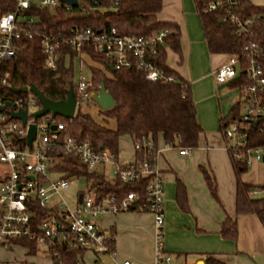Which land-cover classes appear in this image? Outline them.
I'll use <instances>...</instances> for the list:
<instances>
[{"label":"built area","instance_id":"built-area-1","mask_svg":"<svg viewBox=\"0 0 264 264\" xmlns=\"http://www.w3.org/2000/svg\"><path fill=\"white\" fill-rule=\"evenodd\" d=\"M13 1L12 9L0 10V64L15 56L17 39L22 36L31 37L34 33L31 26L35 18L24 13L31 7L53 8L59 4V0ZM235 3L236 0H211L205 4L204 10L222 8L226 18L240 24L233 11ZM64 5L66 10L74 7L65 0ZM168 33V29H162L143 36L118 35L114 28L109 32L98 33L86 28L68 37L60 33L47 34L42 36L41 42L45 54L44 64L50 70L57 69V48L61 44H70L77 50L93 44L104 51L105 57L115 69L135 65L151 81L172 82L175 76L166 75L153 62L158 47L165 43L164 39ZM83 55L86 54L78 55V61L82 60ZM80 68L81 66L73 89L76 108L82 105L99 106L95 101L99 90L93 88L91 79L81 77ZM239 70L244 71L249 80L240 90L243 108L239 118L224 127L223 135L226 140L237 139L235 146H227V149H231L235 157L245 159L249 165L253 160L264 159V146L245 149V141L240 142L241 138L246 137L247 127L254 121L258 122L257 126L261 123L264 127V72L257 60L255 43L244 46L241 60L236 55H228L226 61L213 71L215 84L221 85L233 80ZM8 76V72L0 73L1 85L11 86L7 81ZM17 94L20 96L11 99L0 94V164L7 167V172L0 178V251L24 246L20 241L26 240L34 243L38 251L49 253L53 260L57 259L59 262L60 245L83 252L91 250L96 255H107L113 259L116 254L112 245L114 237L102 231L96 219L102 214H118L136 209L151 214L154 219V264H171L172 255L167 253L163 246L164 182L157 166L161 151L152 139L143 137L133 141L135 152L143 151L144 156H136L131 163L122 164L114 159L107 149L93 150L88 141H78L71 135H64L62 141H59V133L64 130V124L50 113L33 118L32 113L39 110L41 104L29 86L27 92ZM6 102H9V105L2 110L1 107ZM22 110H27L25 126L19 119L9 115V111ZM30 123L36 124V134L31 145H28L23 139ZM166 146L177 148L181 155L188 154L191 149L177 147L168 142ZM57 149H61L65 154L77 156L89 170L100 165L110 166L114 178L123 183L136 182L146 176L149 180L144 192L130 191L123 197L107 195L97 199L94 190L89 186L82 194L81 202L70 208L60 196L61 190L69 186L70 178L64 177V173L55 169L59 160L51 156ZM252 153L254 156L250 157ZM54 174L58 176H53ZM261 192L252 188L250 195L257 196ZM56 196H59L60 200L55 202ZM35 207L50 210V213L43 219H36ZM82 253L76 256L75 264H83ZM121 264L134 263L124 260Z\"/></svg>","mask_w":264,"mask_h":264},{"label":"trees","instance_id":"trees-1","mask_svg":"<svg viewBox=\"0 0 264 264\" xmlns=\"http://www.w3.org/2000/svg\"><path fill=\"white\" fill-rule=\"evenodd\" d=\"M210 1L196 2V11L209 51L236 55L241 60L244 46L255 43L257 60L264 72V6L255 5L251 0H236L233 11L239 19V24L226 18L222 8L205 11L204 6ZM77 2V6L71 10L65 9L64 0H59V4L53 8L31 7L24 13L34 16L35 21L31 26L34 33L31 37L22 36L17 39L18 48L15 56L0 64V73H9L8 83L17 88L34 85L48 99L64 100L69 87L75 88L74 60L80 53H85L92 61L102 65V68H90L93 88L99 90L102 82L115 104L101 112L100 121L80 109H77L74 117L70 119L56 116V120L64 124V130L59 133V141H62L64 135H71L78 141H88L95 151L109 150L114 159L118 158L119 138L123 135L130 136L133 141L143 137L150 138L155 146L157 138L162 136L165 142L177 147H197L203 129L196 119V107L189 83L166 65V47L179 52V27L155 20L156 14L162 9L163 0H77ZM13 7V0H0L1 11ZM86 28L94 33L109 32L114 28L118 35L136 36L168 29L165 43L158 47L153 62L166 75L175 76V80L151 81L135 65L115 69L111 61L105 57L104 51L93 44L85 45L79 50L70 44H61L57 48L59 56L57 69L50 70L45 67V54L41 43L43 35L60 33L68 37ZM248 83L249 80L241 71L240 87ZM0 94L9 99L20 96L13 93L7 85L1 84ZM262 96L264 99V91ZM238 110L239 103H236L230 114L222 120L221 131L239 118ZM261 146H264L262 124L255 128L247 127L245 149ZM228 153L236 181V213L264 217V197L251 196L250 190L255 186L241 180V174L247 170L246 160L235 157L231 149H228ZM51 156L59 160L55 169L64 173V177H85L97 199L107 195L123 197L130 191L142 193L149 180L148 176L132 183H123L118 178L107 180L103 175L91 172L88 167L82 165L77 156L65 154L61 149L53 151ZM136 156L143 157L144 152L136 151ZM204 177L211 194L217 198L214 176L205 171ZM260 188L264 190V186ZM185 198L184 185L179 182L177 201L183 207ZM34 210L35 218L39 220L50 213V210L38 207ZM220 233L234 238L237 233L235 219L228 216L221 225ZM20 242L29 248V253L37 251L34 243L26 240ZM59 249L61 261L54 259L53 264H75L76 256L83 252L62 245ZM212 262L223 264L216 260Z\"/></svg>","mask_w":264,"mask_h":264},{"label":"crops","instance_id":"crops-1","mask_svg":"<svg viewBox=\"0 0 264 264\" xmlns=\"http://www.w3.org/2000/svg\"><path fill=\"white\" fill-rule=\"evenodd\" d=\"M167 2L171 9L164 10L166 4L163 0L162 9L156 14L155 20L179 27V52L166 47V65L189 83L196 107V119L203 133L199 137L198 146L191 148L186 155L179 154L175 147H167L162 136H159L160 142L157 140L156 146L161 151L157 166L164 182V249L172 255L171 264H214L212 260L223 264H264V217L236 213L235 175L227 140L221 131L222 120L230 114L233 105L239 103V115L243 108L239 85L241 71L233 80L216 85L213 71L226 61L228 54L209 51L198 13L196 11L197 21L193 20L190 7L186 9V0ZM78 63L82 78L86 71L89 73L86 79H90L91 67L102 68L101 64L92 61L87 55H83ZM242 73L245 75L244 71ZM77 108L90 113L98 121L104 111L97 105ZM128 137L132 143L131 154L125 153L126 145L121 142L122 136L119 138L117 160L122 164L131 163L136 157L133 140ZM104 169L105 165H100L102 173H96L105 177ZM205 171L215 178L217 198L206 184ZM6 172L7 167L2 175ZM106 179L113 180V174L111 179ZM241 180L261 190L257 196L264 197V190L260 188L264 186V159L251 161L247 170L241 174ZM179 182L185 188L184 207L177 201ZM89 186L87 181V188ZM85 192H76L77 201L73 208L79 202V195ZM228 216L236 221L237 233L234 238L220 233L221 225ZM96 223L107 235H113L116 254L110 262L105 263L100 255L86 250L82 253L83 264H121L124 260L134 264H154L155 226L151 214L130 209L118 214L99 215ZM21 249H26L27 254H34L29 253V248L24 246L1 252L7 254ZM21 260L22 264H26V259ZM48 260L53 264L52 258L42 259L44 263ZM12 261L0 260L8 264H13Z\"/></svg>","mask_w":264,"mask_h":264},{"label":"water","instance_id":"water-1","mask_svg":"<svg viewBox=\"0 0 264 264\" xmlns=\"http://www.w3.org/2000/svg\"><path fill=\"white\" fill-rule=\"evenodd\" d=\"M67 3H69L72 6H77L78 2L77 0H65ZM32 5H34V3H32ZM111 70H113V68L111 67ZM31 91L38 97L40 104H41V108L35 112L32 113L33 118H39L42 115H45L47 113H50L52 116H62L64 118H73L76 112V99L74 96V90L73 87L70 86L69 89L67 90V96L64 100L61 101H52L50 99H48L42 91H40L36 86L31 85L29 86ZM10 90L13 93H25L27 92V87H13L10 86ZM95 101L97 102V104L99 105V107L102 110H107L110 109L111 107L114 106L115 101L112 97V95L106 91L104 84L101 82L100 84V88L98 93L95 95ZM9 105V102H6L5 105H3L1 107L2 110H5L6 107ZM9 115L12 118L15 119H19L23 126H25L26 121H27V110H22V111H9ZM257 121H254L251 126L252 127H256L257 126ZM53 129L55 128V126L52 127ZM35 134H36V124L35 123H30L28 125V129H27V135L25 137V139H23V141L28 144L31 145L32 141L35 138ZM245 138H241L240 142H244ZM32 178V177H31ZM82 199V194L79 195V202H81ZM100 258L105 262H110L111 259L109 256L107 255H100Z\"/></svg>","mask_w":264,"mask_h":264},{"label":"rangeland","instance_id":"rangeland-1","mask_svg":"<svg viewBox=\"0 0 264 264\" xmlns=\"http://www.w3.org/2000/svg\"><path fill=\"white\" fill-rule=\"evenodd\" d=\"M196 2L199 0H195ZM255 5H260V6H264V0H251ZM167 0H165V8L164 10H170L171 7L167 4ZM194 0H186V9L188 7H190V13H192L193 15V20L197 21V14H196V10H195V4H194ZM87 68V67H85ZM78 69H79V63H78V58H75L74 60V71H75V75H74V83H76L77 79H78ZM89 73L86 71V74L84 75L85 77L83 78H87L89 75ZM78 109V108H77ZM158 142H160V137L157 138ZM121 142L124 143L126 145V150L125 153L127 154H131L132 151V143L131 140L128 136H122L121 138ZM237 142L236 138L233 139H228L227 140V146H235ZM124 153V152H123ZM123 153L121 155H123ZM119 155V156H121ZM254 153H252V155H250V157H253ZM262 161V160H261ZM103 168L101 167V170ZM6 170V166L1 165L0 164V175L3 174V172ZM100 166H96L92 169H90L91 172H97V173H102L100 172ZM104 175L106 178L111 179L112 178V172L110 170V167L108 165H105V169H104ZM53 176H58L57 174H54ZM70 183L69 186L66 189L61 190L60 192V196L66 201V203L73 208L74 203H76L77 201V191H86L87 188V181L85 177H78V178H70ZM260 194V193H259ZM55 202L60 200L59 196L55 197ZM22 258L26 259V264H50L49 260L47 263H44L45 261H42L43 258H52L51 255L49 253L46 252H42V251H36L34 254H27V250L26 249H21V250H15L11 253H4L0 251V260H12L13 264H17L18 262L22 264Z\"/></svg>","mask_w":264,"mask_h":264}]
</instances>
